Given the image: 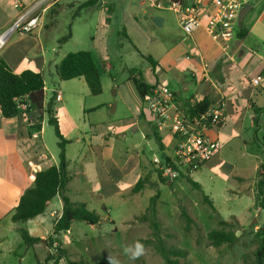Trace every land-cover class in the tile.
Segmentation results:
<instances>
[{
    "label": "crops",
    "instance_id": "0c3cea01",
    "mask_svg": "<svg viewBox=\"0 0 264 264\" xmlns=\"http://www.w3.org/2000/svg\"><path fill=\"white\" fill-rule=\"evenodd\" d=\"M212 1L203 0L200 5H194V0H187V7H194L204 28L186 36L180 27L182 42L179 41L180 43L156 57L153 56L159 66L153 70L150 65L147 72H151L152 79L147 72L144 75L149 84L167 85L173 92L174 101L166 117L158 120L148 111L134 82L129 78L122 87L114 80L112 85L116 89V98L84 108L83 114L87 119L85 117L80 122L67 107L71 99H76L77 104H80V100L75 96H63L61 92H65L67 87L63 88L64 81L60 80L56 72V67L67 54L61 52L57 38L59 36H46L49 22L58 21L61 16L59 12L50 15L51 12L54 9L63 11L71 0H0V37L14 26L23 12L35 6L37 8L34 13L41 18V27L31 34L20 29L11 32L0 49V59L15 74L33 71L42 73L45 78L43 91L25 99L27 111L19 112L13 119H5L0 110L1 264H24L33 251H36L37 259L42 256L47 245L45 238L52 235L54 224L63 213V199L58 195L45 214L26 223H14L12 220L23 193L34 186L36 174L59 165L60 151H52L46 142L47 125L50 124L45 110L52 100L61 132L66 140L71 141L66 147V156L69 162L68 172L72 178L67 184L65 195L74 203L85 204L90 211L97 214L108 212L106 204L114 197L146 195L151 200L161 193L163 184L172 187L177 178L162 182L160 167L166 165L164 156L169 157L172 163L175 160L179 140L176 135V120L187 115L186 103L205 99L209 101L211 108L221 103L225 105V120L218 126L206 129V135L210 139L220 142L221 151L204 166L224 176L227 169L237 165L236 160L246 157L255 159L253 176H237L238 181H250L252 186L241 187L235 193L246 194L245 191L251 188L250 192L257 196L259 169L264 164V83L253 87L252 79L258 76L264 78V56L260 54L257 45L250 47L243 44L253 34L248 27L247 38L238 39L237 28L229 43L213 38L206 32L205 28L215 12ZM123 2L124 0H73L80 8L90 7L95 13L98 12L97 26L103 21L106 29L112 28L114 7ZM147 4L146 0L138 4L144 18L148 11H142V8ZM172 5L170 0H150L149 8L156 10V13L151 14V20L157 16L162 17V27L166 26L165 12L173 11ZM174 13L181 26L179 14ZM120 23L126 32L127 20L123 18ZM153 25L156 26L154 23ZM133 28L135 29L134 25ZM94 58L96 62L95 55ZM97 58L106 72L112 71L107 49H99ZM48 78L55 82L49 84ZM82 80L84 79L71 81L80 84L76 89L83 90ZM57 94L62 95L61 101H56ZM114 102L117 103L116 108L111 110ZM120 103L125 110L119 117L117 113ZM62 107H66V110L63 111ZM93 114L101 115L93 120L90 117ZM156 135L162 139L163 150ZM262 173L264 174L263 171ZM142 179H147V184L141 192L134 193L133 189ZM255 204L254 202L253 206ZM257 210L258 214L264 213L259 208ZM21 229H26L32 237L41 239L40 244L26 248Z\"/></svg>",
    "mask_w": 264,
    "mask_h": 264
},
{
    "label": "rangeland",
    "instance_id": "374dc122",
    "mask_svg": "<svg viewBox=\"0 0 264 264\" xmlns=\"http://www.w3.org/2000/svg\"><path fill=\"white\" fill-rule=\"evenodd\" d=\"M141 1L143 0H124L121 5H116L112 28L107 27V29L104 28L103 21L100 26H97L98 12L95 13L90 7L80 8L73 3V0L63 11L54 9L51 12L50 15L59 12L61 16L58 21L49 22L50 27L46 36H59L57 37L59 46L62 48L61 52L65 54L92 51L104 86L101 95L93 96L84 80H82L83 90L76 89L80 85L76 82H63L65 85L63 88L67 87L65 92H61L63 96H75L80 100V104H77L76 99L74 101L71 99L67 106L77 121L83 122L85 117L87 119V116L83 114L84 108L88 109L103 100L116 98V89L112 85L114 80L122 87L130 78L129 72L132 69H138L145 75L150 70V64L145 57H156L171 49L179 41L182 42L181 26L177 15L173 11H166V26H154L151 14L156 13V10L150 9V0H146L148 4L142 8V11L147 10L148 14L145 18L142 17L138 7ZM249 4L253 6V9L248 13L243 25L253 34L243 44L250 47L257 45L260 54L264 56V0H250ZM123 18L127 20L126 32L123 31L120 23ZM69 34L72 38L64 41ZM101 48L107 49V54L111 58L113 69L110 72L104 70L101 61L97 58ZM147 74L152 79L151 72ZM51 82L55 81L48 78V83L51 84ZM114 104L117 103L114 102L113 106ZM62 109L65 111L66 107ZM114 109L112 107L111 110ZM124 110L123 104L120 103L117 116L120 117ZM98 115L101 114H93L90 117L94 120ZM47 129L46 142L49 148L59 152V141L54 127L47 125ZM236 161L237 165L227 169L224 176L214 173L205 166L191 173V178L202 186L205 194L214 203L215 211L205 202L202 193L195 189L184 176H179L172 187L164 184L161 187L162 194L157 203V209L164 239L167 246L186 251L187 262L190 264H245V255L251 256L256 249L253 233L264 223V213L258 214L256 206H253V203L257 202V196H253L250 192L251 188L245 189L246 194L235 193L241 187L252 186L253 183L250 181L241 183L237 176H253L255 159L246 157ZM259 171L258 178L260 174H263L262 166ZM150 203L151 200L146 195L135 197L128 194L123 198L114 197L106 204L108 212L99 213L100 225L90 226L75 222L72 230L62 237V247L69 251L71 260L77 264L110 263V260H115L118 264H166L151 244L144 247L143 255L136 261L128 260L123 252V248L134 241L142 243L143 240L153 239L150 223L137 220L138 217L146 214ZM182 208L194 220L190 231L186 230V221L181 217ZM221 221L235 223L236 226H233V229L240 238L236 245H223L218 248L210 245L208 234L213 230L222 229L219 225ZM51 236L45 238L46 244ZM56 253L55 249L50 250L46 245L42 256L37 259L36 251H33L24 264H38V261L42 264H54L52 261H46L48 256L56 255ZM60 264H66V262L62 261Z\"/></svg>",
    "mask_w": 264,
    "mask_h": 264
},
{
    "label": "trees",
    "instance_id": "16d2710c",
    "mask_svg": "<svg viewBox=\"0 0 264 264\" xmlns=\"http://www.w3.org/2000/svg\"><path fill=\"white\" fill-rule=\"evenodd\" d=\"M181 2L184 7L188 6L187 0H170L171 4ZM249 35V30L243 25L238 26L237 38L245 39ZM72 38L69 34L64 38L67 41ZM152 69L155 70L159 63L156 62L152 56L145 57ZM56 72L60 80L71 81L83 78L93 96H99L103 93V85L100 70L95 62V58L90 51L72 52L65 56V58L56 67ZM130 80L136 86V89L141 98L148 92L155 88L158 84L151 85L145 80L144 73L138 69H132L130 72ZM45 88V78L42 73L25 71L21 74H15L9 65L0 59V110L5 119H13L19 115V109L15 102L17 98H23L32 94L40 93ZM211 108L208 100L197 101L195 103H186L185 112L190 117H201L206 114ZM49 119V124L54 127L55 134L58 139V146L60 149L59 165L52 166L36 174L34 186L27 189L17 206L12 217L14 223H26L30 220L45 214L49 205L58 196L61 195L63 199V213L62 216L55 222L52 236L48 239L47 246L50 250L55 249L56 255L47 257L46 262L52 261L54 264H60L62 261L66 264H77L71 260L69 251L63 248L62 237L72 230L75 222L86 223L90 226L100 225L101 217L94 211H90L83 203H74L69 197L65 195L66 187L71 176L68 172L69 162L66 156V147L71 141L65 139L61 132L58 119L55 117V104L52 100L45 110ZM156 140L163 150L162 139L156 135ZM263 145V143H262ZM264 146V145H263ZM264 155V148H263ZM166 165L173 166L169 157L164 156ZM177 169V167L174 166ZM264 171V164L262 165ZM178 170V169H177ZM184 178L197 190H199L205 202L216 210L214 203L207 196L202 186L191 178V172L186 174L180 172ZM162 182L169 180L163 177L160 172ZM147 179L140 180L135 188L134 193L141 192L147 184ZM257 199L256 208L264 212V174H260L257 183ZM161 198V193H158L151 199L150 206L146 210V214L138 217L137 220L142 222H149L151 230L153 231V239L143 240L144 247L151 244L156 253H158L166 264H190L187 262V252L176 248L169 247L164 239L162 224L158 217L157 203ZM181 217L186 221V230L190 231L191 224L194 223L193 218L188 212L182 208ZM235 223L228 221H221L219 225L220 230H213L208 234V240L211 246L216 248L223 245L234 246L239 242V236L236 230L233 229ZM229 228V229H227ZM23 244L26 248L34 247L41 239L32 237L26 229L20 230ZM253 240L256 244V249L250 255H245V264H264V223L253 233ZM38 264H42L38 261ZM99 264H110L108 262H100Z\"/></svg>",
    "mask_w": 264,
    "mask_h": 264
},
{
    "label": "built area",
    "instance_id": "2783aa9c",
    "mask_svg": "<svg viewBox=\"0 0 264 264\" xmlns=\"http://www.w3.org/2000/svg\"><path fill=\"white\" fill-rule=\"evenodd\" d=\"M202 2L203 0H194V5H200ZM212 3L215 6V12L205 30L211 37L229 43L239 26L240 13L250 3V0H213ZM36 8L37 6L23 12L14 26L0 37V49L11 32L20 29L24 33L31 34L41 27V18L34 13ZM171 9L179 14L181 28L186 36L204 28L194 7H184L181 2H177L171 6ZM262 83H264V78L261 76L252 79L253 87H259ZM26 98L27 96L15 99L20 112L28 110ZM61 100L62 95L57 94L56 101ZM142 101L150 113L158 120H162L172 107L174 94L167 85L158 84L142 98ZM224 120L225 105L223 103L210 108L201 117L180 116L176 120V135L179 139L175 151L176 157L173 166L162 165L160 167L163 177L174 180L180 176V172H195L216 157L221 151V144L219 141L210 139L206 135V129L210 126H218Z\"/></svg>",
    "mask_w": 264,
    "mask_h": 264
},
{
    "label": "clouds",
    "instance_id": "9594fccd",
    "mask_svg": "<svg viewBox=\"0 0 264 264\" xmlns=\"http://www.w3.org/2000/svg\"><path fill=\"white\" fill-rule=\"evenodd\" d=\"M124 255L130 261L138 260L144 253V245L139 241H134L123 248ZM110 264H118L115 260H110Z\"/></svg>",
    "mask_w": 264,
    "mask_h": 264
},
{
    "label": "water",
    "instance_id": "95a60500",
    "mask_svg": "<svg viewBox=\"0 0 264 264\" xmlns=\"http://www.w3.org/2000/svg\"><path fill=\"white\" fill-rule=\"evenodd\" d=\"M253 9V6L251 4H247L246 7L241 11L240 13V17H239V25L243 24L245 21L246 16L248 15V13ZM153 23L157 26V27H162L164 24V20L162 17H154L153 18ZM114 108H116V104H114L113 106ZM45 242V241H44Z\"/></svg>",
    "mask_w": 264,
    "mask_h": 264
}]
</instances>
